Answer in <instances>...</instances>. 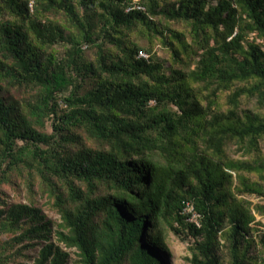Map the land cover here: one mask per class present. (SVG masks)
Segmentation results:
<instances>
[{"label": "trees", "instance_id": "trees-1", "mask_svg": "<svg viewBox=\"0 0 264 264\" xmlns=\"http://www.w3.org/2000/svg\"><path fill=\"white\" fill-rule=\"evenodd\" d=\"M251 197L264 0H0V264H264Z\"/></svg>", "mask_w": 264, "mask_h": 264}, {"label": "rangeland", "instance_id": "rangeland-1", "mask_svg": "<svg viewBox=\"0 0 264 264\" xmlns=\"http://www.w3.org/2000/svg\"><path fill=\"white\" fill-rule=\"evenodd\" d=\"M161 55V51H158ZM251 200L253 203H262L263 201L259 200L258 198L251 197ZM9 203H15L18 201H25L23 198V194H20L19 196H13L12 192H9ZM45 199L40 198V207H42L44 214L47 215V217L52 221V227L56 229V224L59 222V215L52 212L48 209V207L44 204ZM177 224V223H176ZM252 226H255L259 231L264 232V216L256 215L255 222L251 224ZM7 234L5 232H0V256L6 255L9 252H15L17 248L10 249L9 251L4 249L1 245L2 242L7 240ZM168 246L170 250V258H169V264H192L191 258H192V247L194 246L195 238H193L190 233L188 232L185 227H182L178 224V233L170 230L168 234ZM51 241L56 243L55 235H52ZM18 247V246H17ZM40 249L39 246L31 247L28 250L25 251L26 255H30L32 257H37L38 250ZM65 251L69 253L68 256V264H79L77 262V256L75 255V252L73 249L68 250L63 248ZM33 264V261H28L22 257L16 258L15 262L13 264ZM12 264V263H9Z\"/></svg>", "mask_w": 264, "mask_h": 264}, {"label": "built area", "instance_id": "built-area-1", "mask_svg": "<svg viewBox=\"0 0 264 264\" xmlns=\"http://www.w3.org/2000/svg\"><path fill=\"white\" fill-rule=\"evenodd\" d=\"M140 56H144V57H146L145 54H143V53H141ZM193 217H195V216H193Z\"/></svg>", "mask_w": 264, "mask_h": 264}]
</instances>
